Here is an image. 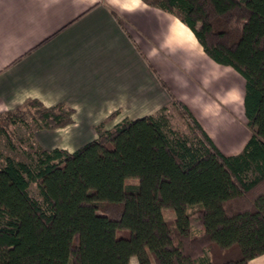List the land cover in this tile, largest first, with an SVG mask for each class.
Returning a JSON list of instances; mask_svg holds the SVG:
<instances>
[{"label":"trees","instance_id":"trees-1","mask_svg":"<svg viewBox=\"0 0 264 264\" xmlns=\"http://www.w3.org/2000/svg\"><path fill=\"white\" fill-rule=\"evenodd\" d=\"M141 1L177 16L242 76L248 140L222 153L172 98L153 115L97 124L96 138L69 152L7 128L63 127L72 108L30 99L6 110L0 134L28 160L0 164V264H249L264 253V0Z\"/></svg>","mask_w":264,"mask_h":264},{"label":"crops","instance_id":"crops-1","mask_svg":"<svg viewBox=\"0 0 264 264\" xmlns=\"http://www.w3.org/2000/svg\"><path fill=\"white\" fill-rule=\"evenodd\" d=\"M206 55L181 20L141 0H0V113L36 99L73 109L64 127L35 132L45 149L72 152L110 114L153 115L182 102L216 144L215 126L242 87ZM224 89V90H223ZM264 264V253L249 261Z\"/></svg>","mask_w":264,"mask_h":264},{"label":"rangeland","instance_id":"rangeland-1","mask_svg":"<svg viewBox=\"0 0 264 264\" xmlns=\"http://www.w3.org/2000/svg\"><path fill=\"white\" fill-rule=\"evenodd\" d=\"M231 72H232L231 79L228 74H226L225 76H222V83L225 86V90H228L229 86H231L234 89H239L240 87H242V84L244 82V79L242 78L240 74H238L234 70H232ZM30 110H34V108H30ZM177 113L178 112L176 111V114L175 113L172 114V118H171L172 122L174 123L175 127H178L179 129H183L184 124H183L182 118ZM109 116L110 117H107L104 120V127L106 129H109L113 126L112 125L110 127H107V124L109 123V121H111L115 117V115L111 116V114ZM29 124H30L29 127H26L18 123L9 124L7 129L10 135L16 138L17 140L23 139V138L25 139L28 137L29 134H33V137H34L33 139H35L36 142L38 143L35 137V132L41 129H36V126H34L31 122ZM47 129H55V128H47ZM215 129H216V132L214 134V138H215L216 144L219 145V149L222 151V153L235 154L242 150L251 132L246 125V118L243 112V105H242V96L239 93L233 96V106L230 110V113L226 115V117L222 120L221 123L215 126ZM22 146L23 148H28L27 143H23ZM5 156H10L14 159L22 160V161L28 160L27 157L24 155V153L20 150V148H17V149L10 148L7 144L6 138L0 134V164L3 162V158ZM31 190L33 194L37 196L36 189L32 187ZM163 215L165 218H172L174 216L172 213L166 210H163ZM192 232L193 233L199 232V226L194 216L192 217ZM130 264H136V263L134 261H131Z\"/></svg>","mask_w":264,"mask_h":264}]
</instances>
